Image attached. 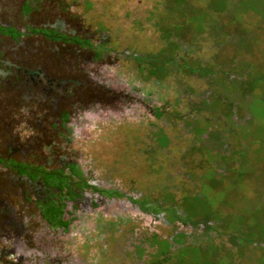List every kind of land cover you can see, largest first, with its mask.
Returning <instances> with one entry per match:
<instances>
[{
	"label": "rangeland",
	"instance_id": "rangeland-1",
	"mask_svg": "<svg viewBox=\"0 0 264 264\" xmlns=\"http://www.w3.org/2000/svg\"><path fill=\"white\" fill-rule=\"evenodd\" d=\"M31 1L0 0V157L82 189L60 226L0 189L3 263L264 264V0Z\"/></svg>",
	"mask_w": 264,
	"mask_h": 264
},
{
	"label": "flooded vegetation",
	"instance_id": "flooded-vegetation-1",
	"mask_svg": "<svg viewBox=\"0 0 264 264\" xmlns=\"http://www.w3.org/2000/svg\"><path fill=\"white\" fill-rule=\"evenodd\" d=\"M28 2H30L29 5L32 4L31 0H28ZM29 5L25 3V6H24L25 13H27L31 10ZM10 25L11 24H6V23L3 24L2 21L0 20V36L9 34L12 37V39H17L20 32L15 30ZM8 66H9V64H8ZM25 70L28 73L30 80H32L33 85H35L37 83V81H39V80H42L44 82V88H45L44 90H45V93L47 96H50V94L53 91L52 88L54 86L58 85L57 83H56V85H54L55 80H48L43 69L27 68ZM3 73L6 74L8 72L6 70H4ZM35 77H37L36 78L37 81L35 80ZM8 146L10 147L8 156H6V158H2L3 156H1L0 158H2V159H0V161L1 162L5 161L4 166L8 165V168H10L9 167L10 165L7 163L11 162V166L13 168H15L16 172H15V175H10L8 172L5 174V176H2L3 178H0V189L3 192H7V193H10L12 195H14L17 192L18 193L20 192L19 195H23V194H25V196L27 195L29 202L34 203V205H32V207L33 208H39L40 209L39 214H43L45 218L49 217V221L51 223V226L52 225L53 226H60L61 224L65 225L66 222H64V220H62L60 218L61 217V206H60L59 201L61 200V198H62V202L66 199L72 201L73 199L69 195L70 193L74 194V200L73 201L79 200L77 195L79 194V191H80V188L82 185L75 192L71 191L70 189H69L70 191H68V189H67V191H64V192H66L64 194H62L60 191L56 192L55 190H58L60 187L54 188L53 183L55 185H59V183L63 181V178H59V177L56 178L55 175L49 174L47 172H44L43 174H40V173L33 174V173L29 172L28 167H26L23 164V161L20 162V161H16L13 159H10V160L8 159L16 151V148H13L14 146H12L11 144H8ZM71 165H73V169H74L75 173H79V172L81 173V171L78 170V168L76 167V165H77L76 163H72ZM39 176H40V180L38 179ZM7 180H10L11 184H13L15 182V185H12V186H13V188H15L16 192L10 191V189H9L10 187L8 185H6ZM97 181H99V179H97ZM100 181H103V180H100ZM62 185L67 186L66 184H62ZM67 195H69V197ZM2 199L3 198H0V214L2 215V218H0V242L5 239L3 236L4 235L3 232L6 229L13 230L15 233H17V235L24 234L27 237H31V235H32L31 226H30V229L26 228L27 229L26 233L24 232L25 228L23 227L24 225L26 226V225L31 224L27 221L28 219L24 218L26 222L23 225V219L19 218V213L15 212V210H14L15 205H12V207L9 206L7 210H4L5 205H3V203H4L5 199L4 200H2ZM9 201L11 202L12 200H9ZM15 204L20 205L19 202L17 201V199L15 201ZM35 205L37 207H35ZM12 208H13L14 212L11 210ZM46 213H48L49 216L46 217ZM51 213H52V215H51ZM179 220H182V219L179 218ZM175 236H177V234ZM15 239H18V237ZM13 241L14 240H12V242ZM3 242H5V241H3ZM13 245H15V243L12 244V246L10 248L11 250H9V251H7L8 249H6V247L5 248L0 247V261L4 260L5 263L10 261L9 255L12 254L15 250L14 248H12ZM178 246H180V243H178ZM6 257H9V259L7 260ZM10 262H12V261H10ZM13 263L16 264V262H13ZM0 264H4L3 261L0 262Z\"/></svg>",
	"mask_w": 264,
	"mask_h": 264
},
{
	"label": "trees",
	"instance_id": "trees-1",
	"mask_svg": "<svg viewBox=\"0 0 264 264\" xmlns=\"http://www.w3.org/2000/svg\"><path fill=\"white\" fill-rule=\"evenodd\" d=\"M208 20V19H207ZM207 20H205V17H203V19H201V25L203 26V27H205V28H207V30L206 31H208V24L209 23H206L207 22ZM209 21V20H208ZM204 24H206V25H204ZM212 24V23H211ZM214 24H212V26H213ZM208 26V27H207ZM212 26H210V27H212ZM194 31V30H193ZM199 32H201V30L199 31ZM195 34H196V31L194 32ZM149 59H151V57H149ZM160 63H165V64H169V62L167 61V60H165V61H160ZM164 65H162V64H160V65H158V68L161 70V71H164V67H163ZM244 76V75H243ZM245 78H248L247 76H244ZM243 81H246V80H243ZM251 81H247V83L245 84V85H243V87L244 88H247L248 90H250V88H251V85H252V82L250 83ZM252 87H253V85H252ZM255 88H257V87H253V90L255 89ZM252 89V88H251ZM262 115V114H261ZM51 215H52V213H51ZM47 216H49V214L48 213H46V217ZM47 219L49 220V217H47Z\"/></svg>",
	"mask_w": 264,
	"mask_h": 264
}]
</instances>
